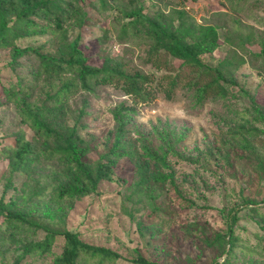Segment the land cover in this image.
<instances>
[{"label": "rangeland", "instance_id": "obj_1", "mask_svg": "<svg viewBox=\"0 0 264 264\" xmlns=\"http://www.w3.org/2000/svg\"><path fill=\"white\" fill-rule=\"evenodd\" d=\"M79 5L86 20L82 25L73 18L65 22L66 32L60 30L65 40L79 36V47L90 62L100 64L110 57L128 63L153 75L154 85L169 71L142 62L147 45L127 28L124 31L127 17L123 10L141 7L144 14L154 17L160 11L169 14L173 9H184L195 23L215 26L220 45L200 59L204 65L221 68L228 91L225 97L207 95L198 101L195 87L188 84L192 75L186 68L170 99L155 90L150 101L135 102L112 85L70 91L54 126H76L88 148L91 167L106 162L103 155L114 144L115 108L123 105L130 109L123 139L129 154L114 157L111 178L101 180L95 191L73 199H59L55 194L65 178L64 165L57 158L38 156L29 175L11 171L7 149L14 145L18 133L22 132L36 150L45 144L42 136L22 122L16 102H2L0 196L5 202L16 199L17 205L41 225L78 232L83 241L118 252L121 258L112 264H137L131 258L138 255L162 264H212L214 260L264 264V122L257 112H264V0H81ZM30 17L38 25L49 23L40 16ZM13 19L8 20L10 25ZM13 43L0 47V91L2 84L8 87L18 80L29 93V102L55 107V100L47 95L70 74L65 72L58 79L34 76L38 58L32 52L19 57L13 66L4 64L11 60L14 47L30 46L53 54L58 37L48 31L36 32ZM45 118L51 121V112L46 111ZM161 133L168 136L174 149L168 155V167H162L168 179L152 186L140 184L136 162L143 159L142 146L157 150ZM247 199L253 203L238 213L232 254H222V245L205 244L200 231H195L197 224L211 235L225 231V219L218 209L242 206ZM8 232L0 217V264H15L21 243L45 235L41 227L17 232L14 240ZM63 244L64 238L58 234L49 252L26 255L19 264H55Z\"/></svg>", "mask_w": 264, "mask_h": 264}, {"label": "trees", "instance_id": "obj_2", "mask_svg": "<svg viewBox=\"0 0 264 264\" xmlns=\"http://www.w3.org/2000/svg\"><path fill=\"white\" fill-rule=\"evenodd\" d=\"M80 1L0 0V47H11L14 45V39L18 37L44 31L51 32L59 40L53 54L44 53L39 48L30 46L14 47L11 60L4 65L13 66L19 57L32 52L38 58V65L33 71L34 76L43 75L46 78L58 79L65 72L70 74L64 75L59 88L53 94L47 95L49 99L55 100L53 108L29 102V93L23 91L18 80L8 87L2 84L0 91V103L16 102L22 122L29 125L34 134L42 136L45 144L43 148L36 150L22 132L18 133L14 145L7 149L8 152L10 151L11 171L29 175L32 164L37 161L38 156L41 155L46 160L57 158L64 165L65 177L64 181L55 188V194L59 199H73L95 191L101 180L111 178L116 160L114 157L129 154V147L123 139L128 130L130 109L123 105L117 106L113 112L116 121V138L109 153L103 155L107 161L99 162L95 167H91L88 162L86 157L88 148L84 145V140L78 134L76 126L65 129L54 126L58 118L57 112L62 114V101L65 95L73 89L91 90L93 85H112L121 89L125 95L131 96L135 102L150 101L155 95V90L164 92L166 98L170 99L186 68L192 75L188 84L195 87L198 101L203 100L207 95L225 97L228 91L221 68L204 65L200 59L201 55L213 52L220 45L215 26L195 23L184 9H173L169 14L160 11L154 17L144 14L141 7L123 10L124 16L127 17L124 31L127 28V32L131 31L133 37L138 35L139 40L147 45L142 62L150 64L155 69L169 71L161 75L154 85L153 75L133 68L128 63L110 57L103 58L100 64L90 62L89 57L79 47V36L70 42L65 40V34L60 32V30L66 32L63 28L65 22L73 18L76 24L82 25L86 20L85 13L79 5ZM31 15L46 18L49 23L38 25L30 17ZM11 18L14 19L10 25L8 20ZM174 60H178L179 63L175 65ZM205 77L209 79L200 83ZM156 85L158 89H155ZM46 111L51 112V121L45 118ZM257 112L264 122V112L260 109ZM159 137L162 143L157 150H152L145 144L142 146L143 159L136 162L140 184L152 186L165 183L168 179L162 167H168L167 158L174 149L166 134L161 133ZM238 138L246 142L245 137L239 135ZM252 203L253 201L247 199L243 201L242 206L231 207L228 210L218 209L225 219V231H214L211 235L199 224L195 231H200L205 244L222 245V254L229 256L235 248L234 227L240 218L238 213L243 206ZM209 208L216 207L209 206ZM0 217L2 222H5V227L9 229L8 237L12 240L17 232L29 229L35 231L40 227L45 230L42 239L21 243L20 253L13 261L15 264H19L26 255L35 253L42 255L49 252L58 234L63 236L64 244L61 252L54 258L55 264H82V262L112 264L121 258L118 252L108 247L83 241L78 232L68 229L55 230L41 225L17 205L16 199L5 202L3 195L0 196ZM131 261L137 264H162L142 255L131 258ZM212 264H226V262L214 260Z\"/></svg>", "mask_w": 264, "mask_h": 264}]
</instances>
